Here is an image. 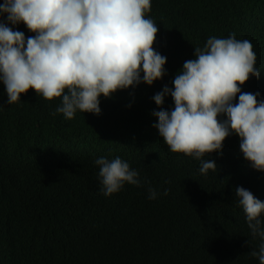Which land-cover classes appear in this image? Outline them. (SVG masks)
Here are the masks:
<instances>
[{
    "label": "trees",
    "instance_id": "16d2710c",
    "mask_svg": "<svg viewBox=\"0 0 264 264\" xmlns=\"http://www.w3.org/2000/svg\"><path fill=\"white\" fill-rule=\"evenodd\" d=\"M146 17L159 27L154 49L167 57L168 75L101 97L99 116H53L60 101L34 89L9 105L0 84V264H260L251 252L262 241L234 189L264 202V172L243 158L240 138L205 156L218 168L204 176L200 161L170 151L152 113L160 110L154 95L173 87L195 48L233 33L251 42L261 70L242 91L264 98V0H152ZM174 107L167 97L164 109ZM101 156L127 161L143 185L104 196L94 163Z\"/></svg>",
    "mask_w": 264,
    "mask_h": 264
},
{
    "label": "clouds",
    "instance_id": "9594fccd",
    "mask_svg": "<svg viewBox=\"0 0 264 264\" xmlns=\"http://www.w3.org/2000/svg\"><path fill=\"white\" fill-rule=\"evenodd\" d=\"M152 0H4L0 4V84L7 103L16 104L34 89L47 101L59 100L53 116L71 120L76 113L101 114V97L112 98L141 84L153 86L166 75L167 57L154 49L159 27L146 13ZM24 24L36 33L14 27ZM257 56L247 39L235 33L211 36L195 58L186 60L153 100L160 108L153 126L170 151L200 161L207 176L218 168L212 153H222L227 138L237 135L250 167L264 172V98L243 92L250 77L259 79ZM171 97L175 107L165 110ZM238 97V102H236ZM101 193L111 197L125 185L141 187L139 171L119 156L99 157ZM253 237L262 242L251 252L264 264V202L244 187L234 189ZM168 189L163 190V195ZM160 193L148 189V198Z\"/></svg>",
    "mask_w": 264,
    "mask_h": 264
}]
</instances>
